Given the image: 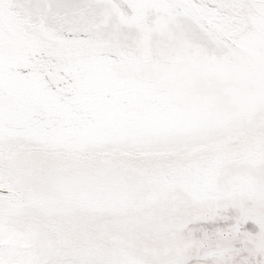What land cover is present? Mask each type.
Returning a JSON list of instances; mask_svg holds the SVG:
<instances>
[{"label": "snow or ice", "instance_id": "1", "mask_svg": "<svg viewBox=\"0 0 264 264\" xmlns=\"http://www.w3.org/2000/svg\"><path fill=\"white\" fill-rule=\"evenodd\" d=\"M0 264H264V0H0Z\"/></svg>", "mask_w": 264, "mask_h": 264}]
</instances>
